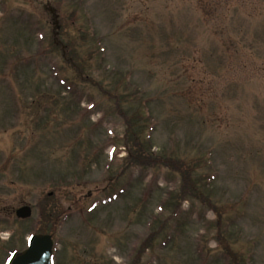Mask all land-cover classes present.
Returning a JSON list of instances; mask_svg holds the SVG:
<instances>
[{
	"label": "rangeland",
	"instance_id": "374dc122",
	"mask_svg": "<svg viewBox=\"0 0 264 264\" xmlns=\"http://www.w3.org/2000/svg\"><path fill=\"white\" fill-rule=\"evenodd\" d=\"M34 233L55 264H264V0H0V264Z\"/></svg>",
	"mask_w": 264,
	"mask_h": 264
},
{
	"label": "water",
	"instance_id": "95a60500",
	"mask_svg": "<svg viewBox=\"0 0 264 264\" xmlns=\"http://www.w3.org/2000/svg\"><path fill=\"white\" fill-rule=\"evenodd\" d=\"M17 216L27 218L31 215V208L23 206L17 210ZM53 241L49 235H34L29 247L17 254L11 264H52Z\"/></svg>",
	"mask_w": 264,
	"mask_h": 264
},
{
	"label": "trees",
	"instance_id": "16d2710c",
	"mask_svg": "<svg viewBox=\"0 0 264 264\" xmlns=\"http://www.w3.org/2000/svg\"><path fill=\"white\" fill-rule=\"evenodd\" d=\"M113 97L115 98V99H117L114 95H113ZM135 145H137V149H139L140 150V156L142 155V146L138 143V142H136V144ZM178 168H179V170L180 171H182V172H184L186 169V166L185 165H180V164H178ZM187 171H188V169H187ZM186 171V172H187ZM186 184V182H185V180L183 181V185L182 186H184ZM189 185V184H188ZM183 192L184 193H190L191 194V191H188V188L187 189H185V188H183ZM193 192V191H192ZM195 192H193V194H194Z\"/></svg>",
	"mask_w": 264,
	"mask_h": 264
}]
</instances>
